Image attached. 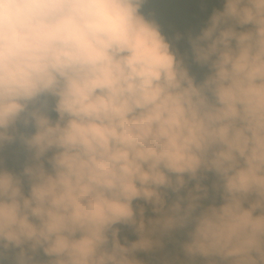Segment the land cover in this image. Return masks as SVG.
<instances>
[{
    "label": "clouds",
    "instance_id": "clouds-1",
    "mask_svg": "<svg viewBox=\"0 0 264 264\" xmlns=\"http://www.w3.org/2000/svg\"><path fill=\"white\" fill-rule=\"evenodd\" d=\"M148 2L0 0V151L30 161L0 160V264H141L188 226L189 257L264 264V0H224L188 36L200 82ZM208 173L223 202L201 209Z\"/></svg>",
    "mask_w": 264,
    "mask_h": 264
},
{
    "label": "trees",
    "instance_id": "trees-1",
    "mask_svg": "<svg viewBox=\"0 0 264 264\" xmlns=\"http://www.w3.org/2000/svg\"><path fill=\"white\" fill-rule=\"evenodd\" d=\"M224 0H149L144 5L142 12L150 18L155 19L162 30V33L173 42L174 46L179 50V53L186 58V63L189 67L190 74L196 78L197 82L202 81L208 74L209 69L206 66L197 65L193 60L191 46L188 42V36L195 37L199 35L200 31L207 25V21L212 15L214 10L223 9ZM216 5L221 7L217 9ZM180 35L182 38L177 41L175 38ZM53 118H56L54 112L51 113ZM29 133L35 131L34 128L25 130ZM28 153L18 142L6 144L2 151H0V160H3V166L10 171L17 174L22 172V169L30 162ZM211 184L216 180L213 173L207 174ZM195 181H190L188 188H194ZM202 183L205 185L204 180ZM206 186V185H205ZM220 203L222 198L220 192L216 191ZM25 192L27 193V184L25 183ZM181 195H187V189L181 191ZM168 203L175 199V194L169 191L166 197ZM137 203L143 204L146 208L145 214L148 216L155 215L151 210V205L146 204L144 201H134L133 205ZM214 203L208 191L207 198L200 201L201 209L207 207L209 204ZM201 209H197L198 214ZM191 226L187 228H177L171 232L160 235L157 233L152 237L153 240H159L160 244L157 247L164 253L163 257L156 256L151 249L140 250L135 253L137 260L141 264H207L204 257H189L183 248L185 242L188 241V232ZM138 240V234L127 226V235L123 239L122 244H131ZM37 259L46 260L43 252H39ZM5 264H11L10 260L5 261Z\"/></svg>",
    "mask_w": 264,
    "mask_h": 264
},
{
    "label": "rangeland",
    "instance_id": "rangeland-1",
    "mask_svg": "<svg viewBox=\"0 0 264 264\" xmlns=\"http://www.w3.org/2000/svg\"><path fill=\"white\" fill-rule=\"evenodd\" d=\"M216 7H217V9H221V7H219L218 5H216ZM134 207H135V205H134ZM156 216H157V214L152 215V216H148V215L145 214L146 219L147 218H155ZM116 227L120 228L119 239H120V242L122 243L123 239L127 235V226H125V225H116ZM138 239H139V235H138ZM151 250L156 256H159V257H163L164 256V253L157 247V245L153 246L151 248Z\"/></svg>",
    "mask_w": 264,
    "mask_h": 264
},
{
    "label": "water",
    "instance_id": "water-1",
    "mask_svg": "<svg viewBox=\"0 0 264 264\" xmlns=\"http://www.w3.org/2000/svg\"><path fill=\"white\" fill-rule=\"evenodd\" d=\"M204 183H205V185H206V187H207V189H208V191L210 193V196L212 197L213 202L216 203L217 205H219L220 204V200H219L216 192L214 191V189L212 187V184L210 182V179H209L208 175H207V179L204 180Z\"/></svg>",
    "mask_w": 264,
    "mask_h": 264
}]
</instances>
